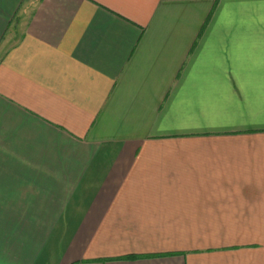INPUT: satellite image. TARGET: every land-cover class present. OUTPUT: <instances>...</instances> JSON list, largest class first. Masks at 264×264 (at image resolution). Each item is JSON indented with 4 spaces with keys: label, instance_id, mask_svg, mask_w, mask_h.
Instances as JSON below:
<instances>
[{
    "label": "crops",
    "instance_id": "obj_1",
    "mask_svg": "<svg viewBox=\"0 0 264 264\" xmlns=\"http://www.w3.org/2000/svg\"><path fill=\"white\" fill-rule=\"evenodd\" d=\"M0 264H264V0H0Z\"/></svg>",
    "mask_w": 264,
    "mask_h": 264
},
{
    "label": "trees",
    "instance_id": "obj_2",
    "mask_svg": "<svg viewBox=\"0 0 264 264\" xmlns=\"http://www.w3.org/2000/svg\"><path fill=\"white\" fill-rule=\"evenodd\" d=\"M148 257H152V256H145V257H142V256H127L125 257V259H129V260H136L137 258H148Z\"/></svg>",
    "mask_w": 264,
    "mask_h": 264
}]
</instances>
